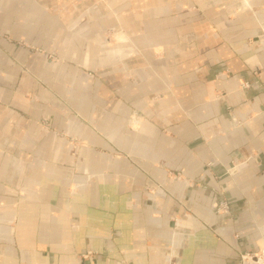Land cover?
<instances>
[{
	"label": "crops",
	"instance_id": "0c3cea01",
	"mask_svg": "<svg viewBox=\"0 0 264 264\" xmlns=\"http://www.w3.org/2000/svg\"><path fill=\"white\" fill-rule=\"evenodd\" d=\"M262 233L264 0H0V264H250Z\"/></svg>",
	"mask_w": 264,
	"mask_h": 264
},
{
	"label": "built area",
	"instance_id": "2783aa9c",
	"mask_svg": "<svg viewBox=\"0 0 264 264\" xmlns=\"http://www.w3.org/2000/svg\"><path fill=\"white\" fill-rule=\"evenodd\" d=\"M215 207H218L219 210L224 212L229 211L228 203L224 201L215 202ZM242 260L250 264H264V233L259 238L258 249L254 252H248L242 255Z\"/></svg>",
	"mask_w": 264,
	"mask_h": 264
},
{
	"label": "rangeland",
	"instance_id": "374dc122",
	"mask_svg": "<svg viewBox=\"0 0 264 264\" xmlns=\"http://www.w3.org/2000/svg\"><path fill=\"white\" fill-rule=\"evenodd\" d=\"M216 208H218V207H216Z\"/></svg>",
	"mask_w": 264,
	"mask_h": 264
}]
</instances>
